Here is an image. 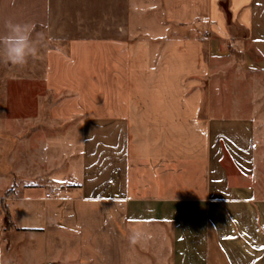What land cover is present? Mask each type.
Masks as SVG:
<instances>
[{"label": "crops", "instance_id": "obj_1", "mask_svg": "<svg viewBox=\"0 0 264 264\" xmlns=\"http://www.w3.org/2000/svg\"><path fill=\"white\" fill-rule=\"evenodd\" d=\"M157 2L160 25L135 38L154 0H0V35L11 21L67 42L43 84L69 126L44 137L77 148L29 186L0 163V264H264V62L242 51L257 64L230 71L218 47L264 58V0H226L229 20L221 0ZM166 24L210 36L164 39Z\"/></svg>", "mask_w": 264, "mask_h": 264}, {"label": "rangeland", "instance_id": "obj_2", "mask_svg": "<svg viewBox=\"0 0 264 264\" xmlns=\"http://www.w3.org/2000/svg\"><path fill=\"white\" fill-rule=\"evenodd\" d=\"M144 1L146 2V0H140L141 3ZM154 1L153 9L150 6L148 9L134 10V27L139 28L138 32L134 30L135 38L148 36L156 29V23L160 25V18L157 16L160 6L157 5L158 0ZM220 5L228 19L226 0H221ZM96 14L95 9L86 11L89 18L85 21L86 33L90 32L87 31L88 29L97 27L94 24L96 21L93 20ZM103 26L107 27V23ZM162 29L164 39L176 35L185 36L190 32L201 38L210 36L205 25L180 28L166 24ZM118 30L120 31L119 28ZM233 32L238 36L245 34L236 29H233ZM31 35L37 52L35 56H30L23 65L10 64L0 53V163L11 171L15 168L18 176L13 175V180L20 178L19 180H24L27 186L33 184L29 180V175L34 169V173L42 175L60 172L68 164L74 162L77 156L76 141H74L76 139L68 145H63L60 142L61 138L44 137L45 132L48 134L54 132L52 136H59L60 132L67 130L69 126L51 122L48 118L47 108L56 100V97L51 96L43 84L46 50H65L67 42L48 39L44 28L40 27H34ZM156 43L153 42V44ZM218 47L223 51L222 54L227 56L221 62L222 64L226 62L230 71L233 68L237 69L239 65L246 68L257 64L240 57L242 51L250 53L254 60L264 62V58L257 54L258 47L253 43L237 45L234 42H223V44H218ZM48 142L49 144H46Z\"/></svg>", "mask_w": 264, "mask_h": 264}, {"label": "clouds", "instance_id": "obj_3", "mask_svg": "<svg viewBox=\"0 0 264 264\" xmlns=\"http://www.w3.org/2000/svg\"><path fill=\"white\" fill-rule=\"evenodd\" d=\"M7 33L0 35V53L12 65H23L30 56H35L37 49L32 39V27L28 24H19L9 21ZM140 236L134 230L130 240L135 242Z\"/></svg>", "mask_w": 264, "mask_h": 264}, {"label": "built area", "instance_id": "obj_4", "mask_svg": "<svg viewBox=\"0 0 264 264\" xmlns=\"http://www.w3.org/2000/svg\"><path fill=\"white\" fill-rule=\"evenodd\" d=\"M45 199H59L60 191L58 189H52L49 192L45 193Z\"/></svg>", "mask_w": 264, "mask_h": 264}, {"label": "trees", "instance_id": "obj_5", "mask_svg": "<svg viewBox=\"0 0 264 264\" xmlns=\"http://www.w3.org/2000/svg\"><path fill=\"white\" fill-rule=\"evenodd\" d=\"M0 210L2 214L6 216L7 220H9V212L7 211V209L5 207H1Z\"/></svg>", "mask_w": 264, "mask_h": 264}]
</instances>
